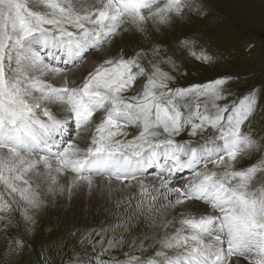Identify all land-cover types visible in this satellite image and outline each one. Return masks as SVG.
<instances>
[{
  "label": "snow or ice",
  "instance_id": "1",
  "mask_svg": "<svg viewBox=\"0 0 264 264\" xmlns=\"http://www.w3.org/2000/svg\"><path fill=\"white\" fill-rule=\"evenodd\" d=\"M195 10L191 0H0V213L22 208L32 221L52 197L119 194L117 207L135 200L137 213L163 218L159 247L112 260V239L80 264H264V140L245 131L255 90L230 103L229 76L171 86L161 64L175 60L159 45L150 60L140 46L110 47ZM179 47L213 60L193 39Z\"/></svg>",
  "mask_w": 264,
  "mask_h": 264
},
{
  "label": "rangeland",
  "instance_id": "2",
  "mask_svg": "<svg viewBox=\"0 0 264 264\" xmlns=\"http://www.w3.org/2000/svg\"><path fill=\"white\" fill-rule=\"evenodd\" d=\"M191 2L196 10L188 11L184 18L161 30L151 27L150 23L144 33L129 30L110 47L123 46L125 53L131 54L140 46L150 60L151 50L159 45L161 55H172L175 60L174 68L161 64L175 77L171 86L187 87L229 76L223 90L230 103L255 90L258 104L245 131L264 140V99L260 98L264 96V0ZM185 38L195 40L197 49L202 48L212 56V62L203 64L181 50L179 41ZM128 131L131 138L138 130ZM177 139L190 138L184 133ZM250 159L245 157L244 162ZM0 215L5 216L0 220V264H80L92 259L94 254L99 255L101 245L107 248V241L112 239L116 244L108 249L105 258L121 260L128 253L145 255L156 250L157 236L166 231L162 217L152 219L146 210L137 213L135 200L132 209L125 208L116 222H111L113 218L103 205H91L77 198H71L61 208L46 202L35 210L32 221L24 219L22 208ZM21 236L26 242L17 246L15 241Z\"/></svg>",
  "mask_w": 264,
  "mask_h": 264
},
{
  "label": "bare ground",
  "instance_id": "3",
  "mask_svg": "<svg viewBox=\"0 0 264 264\" xmlns=\"http://www.w3.org/2000/svg\"><path fill=\"white\" fill-rule=\"evenodd\" d=\"M134 194V193H132ZM71 198L73 199H78L81 200L83 199V202L85 201L86 203L91 202L92 204H101L103 205L109 216H111V218H113V220L111 222H116L120 220V216L122 215L123 211L125 210L126 207H117V199H120V195L117 194L115 196V198L112 199H103L101 197H94V198H89L88 196L84 195L81 196L79 194L73 195L72 197H68L67 195L64 196H59V197H52L51 198V202H47L48 205H50L51 207H65V203L70 201Z\"/></svg>",
  "mask_w": 264,
  "mask_h": 264
}]
</instances>
